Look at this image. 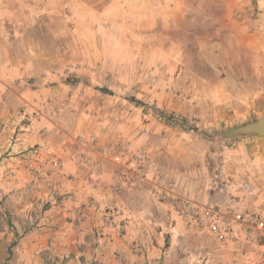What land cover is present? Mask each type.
I'll use <instances>...</instances> for the list:
<instances>
[{"label":"rangeland","instance_id":"rangeland-1","mask_svg":"<svg viewBox=\"0 0 264 264\" xmlns=\"http://www.w3.org/2000/svg\"><path fill=\"white\" fill-rule=\"evenodd\" d=\"M263 115L264 0H0V264H61L29 247L48 227L29 216L50 211L58 174L40 173L66 148L89 141L113 164L141 152L190 189L239 177L260 191L264 137L228 134ZM186 229L189 264L261 253Z\"/></svg>","mask_w":264,"mask_h":264},{"label":"crops","instance_id":"crops-1","mask_svg":"<svg viewBox=\"0 0 264 264\" xmlns=\"http://www.w3.org/2000/svg\"><path fill=\"white\" fill-rule=\"evenodd\" d=\"M74 145L77 153L66 148L57 154V158H52L59 160L62 167L53 171L52 174H58V177L52 189L47 191L51 209L37 218L29 216L38 226L48 225L38 233H29L38 239L45 238L46 244L40 248L43 240H39L29 247L34 251L45 249L47 254L59 258L68 254L70 259L66 264H83L82 256H88L87 259L96 256L102 264H142L144 254L149 255L150 264L194 263L185 249L189 236L197 238L194 231L187 230V225L167 204L152 197L150 185L128 188L123 184L118 191L115 190V165L111 159L96 151L97 144L79 141ZM222 179V185L214 192L197 182L190 189L178 179V192L204 205L226 204L232 196H239L245 208L264 214V208L261 210L258 204L259 199H264V186L259 191L245 178ZM245 183L256 191L255 197H248L242 190ZM108 209L114 213L113 225L105 217ZM199 232L203 235L201 230ZM226 244L241 248L237 243ZM219 264L233 263L222 260Z\"/></svg>","mask_w":264,"mask_h":264},{"label":"built area","instance_id":"built-area-1","mask_svg":"<svg viewBox=\"0 0 264 264\" xmlns=\"http://www.w3.org/2000/svg\"><path fill=\"white\" fill-rule=\"evenodd\" d=\"M114 179L116 189L121 185L128 188H139L150 185L151 195L158 201L167 204L177 217L187 226L207 232L220 243H237L249 251L260 246L261 253L257 257H249L242 264H262L264 258V214L255 209L245 208L239 196H232L226 204L204 205L188 195L178 192L179 180L175 177L166 179L163 174L154 170L150 159L141 152L114 157ZM62 163L57 159H49L46 173L51 174L61 169ZM242 190L248 197H255L256 191L245 183ZM109 224H114V213L105 212ZM50 259L56 261L57 256L50 254ZM70 255L64 254L59 262H68Z\"/></svg>","mask_w":264,"mask_h":264},{"label":"water","instance_id":"water-1","mask_svg":"<svg viewBox=\"0 0 264 264\" xmlns=\"http://www.w3.org/2000/svg\"><path fill=\"white\" fill-rule=\"evenodd\" d=\"M238 135H254L258 137H264V115L257 117L252 123L231 130L228 134V137L232 138Z\"/></svg>","mask_w":264,"mask_h":264},{"label":"trees","instance_id":"trees-1","mask_svg":"<svg viewBox=\"0 0 264 264\" xmlns=\"http://www.w3.org/2000/svg\"><path fill=\"white\" fill-rule=\"evenodd\" d=\"M66 82L67 83H78V81L77 80H74L73 78L66 79ZM98 89H100V91H102L105 94H112V92L110 90L106 89V88H98ZM176 123L181 124L182 123V120L176 121Z\"/></svg>","mask_w":264,"mask_h":264}]
</instances>
